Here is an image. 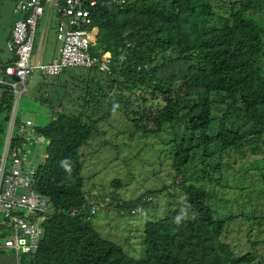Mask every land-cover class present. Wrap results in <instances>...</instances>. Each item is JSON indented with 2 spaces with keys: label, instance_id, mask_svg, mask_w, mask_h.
Segmentation results:
<instances>
[{
  "label": "trees",
  "instance_id": "trees-1",
  "mask_svg": "<svg viewBox=\"0 0 264 264\" xmlns=\"http://www.w3.org/2000/svg\"><path fill=\"white\" fill-rule=\"evenodd\" d=\"M120 1L98 0L91 8L90 53L111 57L107 71L74 67L75 85L68 89L58 75L50 82L39 74L38 90L47 83L63 87L74 96V106L63 109V97L55 105L49 95L39 98L50 106L51 119L35 125L48 143L37 150L45 156L36 164L34 181L53 211L41 215L36 251L21 259L25 264H253L258 239L247 234L243 244L229 238L230 223L244 221L245 214L230 211L227 181L235 182L231 171L242 181L234 172L237 158L230 161L234 153L241 158L245 152L259 158L264 153V0ZM12 60L0 62V70ZM0 87V113L8 122L14 94L11 87ZM146 94L161 97L152 116ZM113 115L139 130V139L156 136L158 144L153 138L139 143L159 147L171 167L170 184L147 192H167L169 208L145 222L137 258L103 237L92 217L113 201L130 212L141 200L98 198L83 190L80 149L97 124ZM20 122L17 113L11 137L0 124L1 142L7 132L10 146L21 145ZM104 144L119 149L112 141ZM111 185L118 189L122 180ZM175 189L186 196L185 213ZM147 199L144 195L143 205ZM9 223L0 213V251L15 256L3 247L13 233Z\"/></svg>",
  "mask_w": 264,
  "mask_h": 264
},
{
  "label": "rangeland",
  "instance_id": "rangeland-1",
  "mask_svg": "<svg viewBox=\"0 0 264 264\" xmlns=\"http://www.w3.org/2000/svg\"><path fill=\"white\" fill-rule=\"evenodd\" d=\"M4 4L3 12L0 6V58L5 60V54L8 53L5 42L3 40V27L9 25L15 16L12 14V7L10 10V0H0V3ZM262 15V14H261ZM264 18V15H262ZM46 35V36H45ZM45 36V37H44ZM61 32H58L57 22L54 19V14L51 15L50 20L46 23V16L42 17L36 26L35 41L33 46L31 63L34 64L37 59H46V51L49 49H58ZM58 43H57V42ZM75 70V71H74ZM76 68L67 67L57 80L67 81L68 88H74L75 80L71 77L76 72ZM28 77L29 82L26 85V91L18 98V105L16 109L17 113L21 115L22 120H25L27 116L32 117L33 125L39 123H46L51 119L48 116L51 112V108L47 104H43L39 101L40 96L49 95V101H52L53 105L62 101L63 109H67L70 106H74L72 102L74 96L67 93L65 88L56 87L51 83L44 84L42 90H38V80L40 78L39 72L34 71ZM49 78L50 82L51 77ZM52 78H55L53 76ZM64 83V84H65ZM20 88V85H18ZM65 92V93H64ZM148 99L149 115L152 116L157 112V108L160 104L161 97H151L150 94H146ZM11 120V116H10ZM10 120L6 122L4 119V113H0V124L2 127H6V130H10ZM123 119L120 115L107 118L104 122L97 124L96 131L89 141V143L80 149L81 160L83 168L81 176L83 178V190L87 194L92 192L97 195L98 198L110 197L112 194H116L115 199H124L128 202L136 201L138 198L139 203L132 207V209H120L116 207V201H113L111 205H108L107 209H100L97 214L92 217V223L95 229L105 238L121 245L128 255L135 256V258L142 255L141 249L143 248L141 238L143 235L144 224L147 220L159 219L169 208L167 202L170 199L167 192H158L151 196L147 194L149 190H159L163 183L165 185L170 184V174L168 170L171 167L168 165V161L163 159V154L159 147L155 149H149L148 146H144L141 141H147L149 138H153L156 144L158 140L156 136L149 135L139 139L142 134L139 130L135 129L132 124H128L127 120ZM148 128H151L148 126ZM6 132V135H7ZM5 135V140H6ZM4 138V132L0 130V156H2L5 147V141L1 142ZM111 141L113 144H117L119 149L117 151L109 150V147H104V143ZM231 151V155H232ZM149 155V157H148ZM36 158H33L32 165L36 166L37 162L41 161L42 156L36 154ZM264 153L258 157V155H251L249 152H245L243 158L234 153V157L230 158V161L236 159V166L234 172H236L241 179L238 182L236 176L231 171L232 181H227V185L230 190L227 196L231 200V212L234 214L244 213L245 220H238L235 223H230L228 227L230 240L240 239L241 242L245 241L247 234L258 239V245L256 251L258 256L253 264L264 263ZM31 154L27 155V159L24 162V170L28 168ZM241 158V159H240ZM233 163L232 166H234ZM259 169L263 172L260 173ZM119 178L122 180V186L118 189L111 185V180ZM160 187V188H159ZM91 193V194H92ZM178 200V206L182 209V212H186V196H183L178 189L172 192ZM149 196L147 204L143 205V196ZM173 198V199H174ZM117 199V200H118ZM175 200V199H174ZM116 202V203H114ZM258 218L254 223L251 222L252 217ZM251 219L249 220V218ZM243 222L240 227V232L236 231L239 224ZM144 252V251H143ZM20 256V264H25ZM13 259V256H11Z\"/></svg>",
  "mask_w": 264,
  "mask_h": 264
},
{
  "label": "built area",
  "instance_id": "built-area-1",
  "mask_svg": "<svg viewBox=\"0 0 264 264\" xmlns=\"http://www.w3.org/2000/svg\"><path fill=\"white\" fill-rule=\"evenodd\" d=\"M98 0H13V14L16 16L6 48L13 55V60L4 67L6 79H0L2 86H9L15 94L12 107L9 137L15 125L18 98L25 92L29 75L38 71L42 76H56L67 67H96L107 71L111 57L98 52L90 53L91 34L88 26L92 23L91 8ZM61 32V45L55 59L31 63L38 21L46 16V23L51 15ZM9 78H15L9 80ZM20 85V88H18ZM3 87H0V95ZM18 135L23 138L20 146H10V138L5 140V147L0 157V213L10 220L13 233L3 245L13 251L17 260L20 255L36 251L41 238V215L53 211L48 198L36 191L34 181L35 167L30 160L24 170L27 155L34 154L48 140L35 131L31 120H22L17 125ZM8 159H11L9 161ZM10 163V164H9Z\"/></svg>",
  "mask_w": 264,
  "mask_h": 264
},
{
  "label": "crops",
  "instance_id": "crops-1",
  "mask_svg": "<svg viewBox=\"0 0 264 264\" xmlns=\"http://www.w3.org/2000/svg\"><path fill=\"white\" fill-rule=\"evenodd\" d=\"M4 1H7V0H4ZM0 6H1V9H2V12H3L4 4L1 2L0 3ZM11 7H12V14H13V0H10V7H9L8 10H10ZM15 19H16V16H15ZM15 19L12 20V22L9 25H5L3 27V34H2L3 35V40H2V42H5V44H6L8 38L10 36L11 29L13 27V24H14ZM58 44H59L58 49H52L51 48V49H49L48 51L45 52L46 53V59H44V60L37 59V60L42 61V62H48V61H51V60L55 59L57 57V55H58L59 48H60V45H61V41L60 40H59V43ZM7 51H8V49H7ZM11 58H13V55L8 51V53L5 54V60H1V58H0V62H6L7 60H9ZM33 73H35V72H33ZM28 82H29V79L27 80V83ZM13 94H14V92H13ZM14 101H15V94H14ZM26 119L33 120V118L32 117H29V116H27ZM33 122H34V120H33ZM11 256H13V259L11 258ZM0 264H20V260H17V258L12 254V252L3 250V251H0Z\"/></svg>",
  "mask_w": 264,
  "mask_h": 264
},
{
  "label": "clouds",
  "instance_id": "clouds-1",
  "mask_svg": "<svg viewBox=\"0 0 264 264\" xmlns=\"http://www.w3.org/2000/svg\"><path fill=\"white\" fill-rule=\"evenodd\" d=\"M116 2H118V1H116ZM120 2H123V0H121ZM11 62V61H10ZM8 64V63H7ZM6 66V65H5ZM4 66V67H5ZM0 74H1V76L2 77H0V79H6V76L4 75V68H3V70H0ZM9 80H11L12 81V78H9ZM1 84V83H0ZM26 84H27V82H26ZM2 85V84H1ZM25 88H26V86H25ZM13 91V90H12ZM26 91V90H25ZM23 94V93H22ZM13 104H14V102H13ZM13 107V106H12ZM12 112V111H11ZM25 120H28V119H25ZM32 121V120H31ZM8 132H9V130H8ZM36 154H37V152L34 154V156H32V158H31V160L33 161V158H36L37 156H36ZM39 154V153H38ZM39 155H42V156H45V154H43V153H40ZM35 168H36V166H34ZM179 219V218H178Z\"/></svg>",
  "mask_w": 264,
  "mask_h": 264
}]
</instances>
